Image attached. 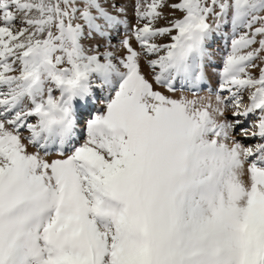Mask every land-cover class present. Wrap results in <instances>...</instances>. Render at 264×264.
I'll return each instance as SVG.
<instances>
[{"label":"snow or ice","instance_id":"snow-or-ice-1","mask_svg":"<svg viewBox=\"0 0 264 264\" xmlns=\"http://www.w3.org/2000/svg\"><path fill=\"white\" fill-rule=\"evenodd\" d=\"M0 264H264V0H0Z\"/></svg>","mask_w":264,"mask_h":264},{"label":"rangeland","instance_id":"rangeland-1","mask_svg":"<svg viewBox=\"0 0 264 264\" xmlns=\"http://www.w3.org/2000/svg\"><path fill=\"white\" fill-rule=\"evenodd\" d=\"M220 67V55L217 54L216 56V68L218 69ZM217 86V77L215 75V73H210V78L207 81L206 85H205V90L206 88H215ZM179 94V93H177ZM201 94H204L203 92Z\"/></svg>","mask_w":264,"mask_h":264}]
</instances>
